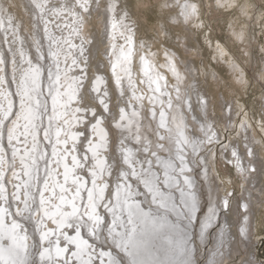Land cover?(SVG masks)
Masks as SVG:
<instances>
[{
    "label": "snow or ice",
    "instance_id": "1",
    "mask_svg": "<svg viewBox=\"0 0 264 264\" xmlns=\"http://www.w3.org/2000/svg\"><path fill=\"white\" fill-rule=\"evenodd\" d=\"M157 5H144L138 3L137 12H132L125 3V0H24L23 9L27 14V20L20 18L19 24H14L17 17L10 11L13 8H19L21 5L15 4L14 0H0V27L4 26V19L7 18L9 26L12 27L13 35H17V29H25L29 32L33 46L36 48L38 56L37 60H43V45L41 39L48 42V54L52 59V63L47 65L49 78V95L52 93V88L55 82L53 81V71L56 68V74L60 71V55L64 45L77 50L78 55H73L72 65L83 64L87 69L91 65V58L88 54L86 45L90 41L82 34L86 23L90 22L93 16H98L103 25V34L110 36V59L109 63L115 76L116 88L119 89V96L116 98L117 103L109 106L110 92L114 91L109 88L105 78L101 75L76 77L68 76V71H65V80L70 81V85L74 84L75 88L70 87V94L68 95L67 103L73 100L77 101V106L72 110L71 117L77 121L82 117L78 113L85 115L91 114L88 121L91 124L92 132L98 134V143L93 144L89 141V151L92 153L91 160L94 161L91 171L92 189L87 191V203H84V198L81 194V189L84 184L80 182L77 177L72 180V185L75 188L72 194V188L65 187L69 180V174L73 173L76 168H83L85 165L78 160L75 155L71 158L72 168L70 169L67 163H64V183L59 181L49 183L48 179L44 180V188L41 190L35 187L31 182L24 185V199L21 201L23 208H18L15 214L7 212L3 207H0V264H29L27 260L28 255L32 259L30 264H113L111 254L109 252H100L96 254L92 245L87 239L82 238V230H87L89 236L96 237L100 234L101 215L97 212L100 207L105 208V212L111 210L113 220L111 226L107 224L108 231L112 234L114 240H118L122 247H130L133 250L139 249L141 241L137 239V226H148L152 224L148 214L141 209V205L133 203L125 207V203H119V211L116 206L112 204L105 205L104 188L107 185L103 182L104 173L107 169L104 167V160L102 158V149L106 148L108 136L104 131L102 125L105 123L107 114L113 122H115L116 129L121 131V136L125 131L129 134L120 140L121 154L123 161L128 165L131 172H125V176L135 175L134 164L136 161V152L138 149L127 147L124 143L125 138H131L140 144L147 151L152 147V143L147 141L144 137L141 139L140 125L136 118L140 115L138 111H133L131 115L126 111V107L133 103L129 100L124 107L120 106L119 101L127 94V89L123 87V77L121 72L117 71L119 67L121 71L128 77V88L132 89V97L139 101L142 98L136 96V89L133 87V82L129 74V68L126 66L129 63L131 56V46L134 39L139 33L146 31L147 16L144 9L154 8ZM159 8L163 10L169 8L168 0L160 3ZM175 7L180 8L179 16L183 17L185 22H188L197 13L195 4H190L187 0L181 3V0H176ZM258 8L259 16L264 19V0H254L252 4L240 5V10L246 16L250 9ZM71 17L72 22L69 38L63 36L57 37L50 32L49 27L55 21H60ZM135 17V18H134ZM179 17H171L170 14L161 15L158 18L159 29L158 33L163 34L166 38L168 32L171 30V24L178 22ZM162 21V22H160ZM41 27L43 28V37H41ZM56 28L63 32L65 28L61 24H56ZM75 36L79 38L80 43L76 45L72 43L70 37ZM242 36V34H241ZM122 39L123 44L116 43L117 40ZM21 45L24 44L23 38H19ZM146 44L141 41L140 49L144 50ZM11 51V49H10ZM108 52V49H105ZM164 54L166 58L174 59L175 54L165 49ZM65 55V60H67ZM21 65L17 69L15 59H13L14 74L13 80L17 82V95L20 96V112L16 114V119L11 122V127L5 125V121L12 115V103L8 99L10 93L5 90V77L0 75V169L4 163V147L2 144L5 128L7 127L8 143L12 144L13 140H19L17 131L19 129L20 121H26L25 131H30L33 134V148L35 149V133L43 125V117L47 114V104L37 100L33 106V96L39 97L42 93L39 90V78L42 75L43 67L39 63L33 65L31 60H27L28 68H23L24 52L21 50ZM114 58V61L113 59ZM144 60V57H140ZM260 60L264 62V46L260 48ZM5 61L3 54L0 53V73L3 72V65ZM235 71L238 72L237 80L244 84L243 72L233 65ZM83 71V70H82ZM173 74L176 77L177 84L174 86L175 102L171 96L168 99V109L170 120L165 121V111L159 113L161 121L160 127L166 128L165 135H159L161 141H166L167 147L164 143H157L155 145L157 150L168 151L171 155L175 149V155L179 159V174L184 176L183 185H178L180 197L187 201L192 191V177L185 175L190 171L189 165L198 166L203 169V173H208L210 164H215L223 161L226 164H231L235 172L239 174L241 183L245 184V189L240 191L239 197L232 193L225 195L226 198L217 200V209L220 213L236 211V213L247 214L250 210V204L253 201V193L257 194L256 203L264 205V184H261L259 189H256L255 184L250 182L256 178L257 175H264V161L261 166L257 167L258 154L253 148L254 140L248 133V125L240 122V130L237 136L241 137L238 142L229 141L224 143L220 139V129L217 125L224 122V139L227 140V133L229 131H236L235 126L231 123L234 112L230 101L220 100L215 97L206 87L200 85L198 81V69L193 67H185L183 76L177 71L175 65L172 66ZM19 73V80H16V74ZM87 79V83L84 80ZM259 79L264 80V70L259 73ZM183 84V88L180 85ZM264 88V85H262ZM159 91V89H156ZM3 101H8L5 107ZM55 104V100H54ZM143 106V105H141ZM67 107V104L65 105ZM102 108L103 111H98ZM118 108V113L116 109ZM215 109H219L221 115L214 116ZM55 110V109H54ZM196 111L197 115L191 116L192 124L198 127L203 134V139H192L186 135L188 129V116ZM155 116V113H153ZM261 120L264 121V92L261 93ZM94 121V122H93ZM126 121V123H125ZM211 121V122H210ZM68 125V131L65 132L63 144L69 143V132L71 131V121L65 120ZM135 126V132L133 131ZM85 129L88 125L86 124ZM261 129H264V122L260 124ZM215 128V131L213 130ZM81 135L80 131L71 132L70 139L72 141L71 148L65 147L60 154L61 159H66L67 154L77 150L76 140ZM56 144L61 143L60 132L56 133ZM45 139H50V129L45 130ZM215 138V139H213ZM88 139L87 136L84 137ZM204 144H213L218 146V155L211 149L204 150L201 155L202 146ZM190 149V151H189ZM17 149L13 150V160H15ZM53 156H57V151L53 148ZM152 152V155H155ZM57 160V166L61 162ZM83 161L88 162L89 158L85 155ZM21 163L24 164V159L21 158ZM168 167H172L170 163ZM25 168L27 165L25 164ZM175 171V168H173ZM51 173L46 172L45 176H50ZM246 178V179H245ZM165 183H169L165 181ZM169 186H171L169 184ZM35 187V190L33 188ZM59 188V193L56 189ZM98 189V191H97ZM51 192L46 196V192ZM152 200L150 203H158L162 207H168L173 203L172 196L161 192L158 187H152ZM246 194V195H245ZM37 196L39 199L37 200ZM13 199L18 197L13 195ZM147 200V196L145 197ZM0 200L8 202L4 189V174L0 170ZM58 201V202H57ZM79 201V203L77 202ZM235 201V204H233ZM241 201H244L241 203ZM9 207L11 204L9 203ZM243 209V212L239 211ZM70 209V210H69ZM215 214V213H214ZM12 215L13 219L10 224L6 221V216ZM20 216L23 220L28 222H35L33 225L34 232L39 234V240L34 244L29 245L27 229L24 225L17 221L14 217ZM128 226H131V231H128ZM69 230L74 231L75 235H70ZM21 233H24L21 235ZM63 245V246H62ZM75 250H73V247ZM31 247L35 252L30 254L27 249ZM38 256V260L33 256ZM95 257V259H93ZM106 258V259H105ZM226 254L223 251L220 253L219 264H224Z\"/></svg>",
    "mask_w": 264,
    "mask_h": 264
},
{
    "label": "bare ground",
    "instance_id": "2",
    "mask_svg": "<svg viewBox=\"0 0 264 264\" xmlns=\"http://www.w3.org/2000/svg\"><path fill=\"white\" fill-rule=\"evenodd\" d=\"M102 2L106 3V0H102ZM172 2H174V0H170V4H172ZM183 2L184 0H181V3ZM187 2L190 4H195L197 7L196 2L192 3L190 2V0H188ZM14 3L21 5L22 7V8L20 7L17 8L18 10L16 8H13L12 11L10 10L17 17V19L14 21V24H19L20 18H23L26 21L28 17L23 9L24 0H14ZM164 11L165 10H163V13ZM159 12L161 11L159 10ZM171 17H179L178 22H176L175 24H178V26H182V24L180 23L184 22L183 17L176 15V14H174V16H171ZM192 18L190 20H192ZM71 22H72V18L66 17V19L64 20L55 21L54 23H52L49 27V30L57 37L63 36L65 38H69V32L72 30L71 27L69 26L71 25ZM56 24H61L62 27L65 26L66 27L65 30L63 32L59 31L56 28ZM185 25L186 24H184V26ZM171 27H172V24H171ZM18 29H17L18 31L17 35L14 36L12 32V27L9 26L7 18L4 19V26L0 27V53L3 54V58L5 61L4 65L2 66L3 72L0 73V75H4L5 77V82H6L5 90L6 92L10 93V96L8 99L11 101L13 105L12 107L13 111L16 108V112H14V115H16L18 112H20L19 102L17 104L18 98L20 99V96L17 95L18 96L17 98L16 95L14 94V91L12 88H14V85H16V91H18L17 82H14V85H12L13 82L10 81L11 80L10 75H12L11 77H13V74H14L13 59H15L16 68L18 69L20 67L21 65L20 52L21 50H23L25 54L24 56L25 62L23 63L24 69L28 68V64L26 62L28 60V56L33 64L36 65L39 63L40 65L44 66L42 75L39 78V90L42 93V95L39 97L33 96V106L35 105V102L37 100H40L41 102H45L47 104V114L43 117L42 127L35 133V144H36L35 149L32 146L33 145V134L30 131H25V124H26L25 120L22 119L20 121L19 129L16 133L17 136H19L18 134H20L19 140L17 141L16 139H14L12 144H9L7 140L8 139L7 138V127H11V121L15 120L14 116H9L11 117V119L9 118L10 119L9 121L7 120L5 121V125L7 127L5 128L4 137L2 141V144L4 147V157H3L4 163H3L2 169L0 170H2L4 173V189H5V195L8 198V202H5L4 200H0V206L3 204L8 207V204L10 203L11 204L10 208H12V212H14V214L17 212L18 208H23V204L21 203V201L24 199V185L26 183L31 182L35 187H38L37 183L40 185L42 181V177L38 175L42 173L43 164L47 160H50V158H52V152H51L52 148L51 147L53 144L50 147L48 145V142H52V140L44 138L46 129H50V137L53 138V140L55 138V142L57 140L56 133L59 131L61 143L57 145H62L64 146V148L65 147L70 148L69 143L68 145H64L62 142L65 132L68 131V125L65 124V120H70L72 127H71V131L69 132V142H72L70 139L71 132L79 130L81 133L79 138L76 140L77 150L75 152H72V154H74L76 157L83 158L86 155L89 158L88 154H90V158H91L92 153L88 149L89 141L95 144V142L99 140V137H96L97 134L93 132L91 134V137L89 136L91 140L89 138L87 140L84 139V137L85 136L88 137V135L91 133L90 131H92L90 130V124L88 123L91 117L90 113L87 115L83 113H78L77 115L82 117V119L79 121L72 119L71 117V112L77 106V101L73 100L71 103H67V101H68V95L70 94V87L75 88V85L74 84L70 85V81L65 80V71L70 69V71H68L69 77H72V76L80 77V76H84L85 74H87V76H94V75L103 76L109 88L114 90L110 92V97H109L110 107H112V105L117 103L116 98L119 96V89L111 85L115 83V76L113 75L112 68L109 63L110 36L103 34V25L101 23V19L98 16H93L91 21L86 23L85 28L83 29V32H82V34L90 41V43L86 45V48L88 49V54L91 58V65L89 68L85 69L83 64H77L75 66L72 65L71 63L72 56L78 55L77 50L74 48L68 47V45L63 46V49L60 55V65H59L60 71L58 74H56V68L54 67L52 69L54 73L53 81L54 82L57 81V75L59 77L58 82H56V85L53 86V88L56 87L59 90L57 93V96L55 97V104L53 103V105L51 104L52 97L51 95H49V79H48V70H47V65L52 63V59L49 57V54H48V47H47L48 42L44 39H41V43L44 46L42 49L44 58L43 60L38 61L36 60L38 53L34 50L35 48L33 47L29 32L25 29H20V28ZM97 31L98 32L102 31L100 33L101 35L100 38L102 40L99 44L96 43V38L98 35ZM40 35L41 37H43L42 27H41ZM159 35L163 36V34H160V33ZM21 37L24 40L23 45H21L19 42V38ZM168 37L171 42H175L180 48H182V53L184 54L183 57H180V55L178 54L179 56L178 57L177 56L178 50L176 48L175 49L170 48L171 53L172 52L176 53L175 58L177 60L166 58L165 56L166 61L168 62V70L172 76L167 75L163 70L156 67L155 65L156 62L152 60L153 58L155 59V57L152 56L153 54L151 55V52L144 53L143 50L140 49V41L138 40L139 39L138 36L134 39V42L131 46V56L129 57V63H127L126 66L130 70L129 74L133 82V87L136 89V86H137L136 96L140 97L141 95L139 93H142L143 99L139 101L135 99H131L130 92L132 93V89L128 88V77L125 76V74L121 71L119 67L117 68V71H120L121 76L123 77V87L127 89V94L124 97H122L121 100L119 101L120 106L124 107L127 104L126 98H129V100L133 101V103L130 105L131 108L127 106L126 111L128 112L129 115H131V111L132 112L138 111L140 113V115L136 118V121L141 126L140 127L141 139L146 137L147 141H150L152 143V147H150L147 150L149 151V153L147 154L146 153L147 151H145V149L143 150L142 146L141 147L139 146L140 144H138L139 146V149H138L137 143L135 140L131 138L124 139V143L127 147L138 149V151L136 152L135 158H136V161L140 160L139 162H136L133 166L136 174L131 175L132 177L124 175L125 172H131V169H129L127 164L122 168L123 178L124 180L127 181L126 184H129L130 187L126 186L125 183H121L123 184L122 187H118L117 186L118 181L114 179L116 178V170H120V162H119L120 155L116 154V150L121 151V146L116 147L117 145L116 141H117V138L121 136V131L116 129L115 126L113 125L111 126L110 122L107 121L108 120L107 114H105L106 116L105 123L102 125L105 132L108 134L107 146L105 149L101 150L102 156L107 157L109 155L112 157H116V166H114V170H112V176H114V178L110 176V182H108V179L103 177V182L108 187L105 196L109 197V199H107L106 201H103V203L104 204L110 203L112 205L115 204L117 212H118L119 203L117 201L121 198H124V196H128L130 194V197L124 198V200L128 199L126 203L124 202L125 207L133 203L140 204L142 211L148 214V216L150 217L153 223L146 227L139 226V225L137 226L136 236H137V239L142 242L139 249L133 250L130 247L126 249V247H122L120 245V242L118 240H116V243H115L116 245H113V248H112L111 245L114 244L115 241H113L114 239L112 237V234L107 230V227H105L104 225L107 224L110 227L111 222L113 220V216L111 214V210H109L108 212H105V210H103L104 208L100 207L101 211L104 213V216L103 215L101 216L102 218L104 217L103 222L105 223L101 225L99 229L100 234L96 236L98 237V240L95 237H94L95 238L94 240L93 236H89L88 239L86 238L87 235H81V236L82 238L88 240L89 244L92 245L95 253H97L96 250H100L101 246L106 245L107 247L105 249H109L111 247L114 251V253L111 252L112 258L116 260V262H113V264H132V263L134 264H219L220 253L222 252V246H223V251L226 254V258L224 261V264H226L227 262L235 260L236 254L240 252V250H238L240 244L244 248L248 247L249 242L246 243L245 241L249 237V231L252 229V226L254 227L255 225L253 216L256 210L258 209L257 207H255L257 203H256V198H254V195L256 193H253V201L250 204V210L247 214L236 213V211L220 213L219 209H217L216 207L217 200L218 198L219 199L226 198L225 195L224 196L222 195L223 194L222 190L225 189V184H226L223 180V177L220 176V173L218 172V169L214 167V164L209 165L207 174L202 173L203 169L198 166H195L194 164V165H189L190 171L185 173V175H189L192 177V191L190 193V197L187 201H185L183 197H180V191L178 190V185H183L184 176L179 174L180 162H179V159L175 155V149H173L171 153V155H173L175 158H172V156L169 158L168 156V159H165L167 158V156L165 157L163 156V154H158V152H156L158 150L155 147L154 141L156 142L159 141V138L158 139L153 138L154 140H150L151 138L148 137V132L146 131V128L148 126L152 128L151 123L153 124L154 122V125H156L158 128L159 135L166 134V128H162V127L160 128L161 118H160L159 113L161 111H165V121L167 122L168 120H170V117H169L170 110L168 109V99H169V96H171L173 99V102H175L176 93H175L173 86H171L170 84V80H168L167 77L169 78L173 77L176 82L175 84H177L175 75L171 73L172 66L175 65L177 71H179L180 74L183 76L184 72H182L181 64H179V61L183 63L185 67H193L195 69L200 68L201 62L200 63L197 62V60L200 58V54H199L200 50L198 49V47L194 46V43H192L191 36L185 35V36H182L181 38L180 36H177L176 32H174L173 30H170L168 32ZM70 39L72 43L79 45L80 43L79 38L72 36L70 37ZM116 43L123 44L124 41L122 39H119L116 41ZM6 48H8L9 52L6 50ZM106 48L108 49V52L105 51ZM221 52L224 55L225 51L221 50ZM69 53L71 55H67V60H65V55ZM142 53L144 54L143 61L139 59ZM112 59L114 61V58ZM135 59L140 60L139 68L141 70L142 76L140 75V72L137 66H135L136 61L133 62V60ZM81 69H83L84 71L82 72ZM103 69L104 71H102ZM233 74H235V71ZM198 77H199L198 79L200 80L199 81L200 85L203 87H206L208 90L209 86L207 82L205 81V79L202 78L201 75H198ZM208 77H209L208 78L209 81L210 80L215 81L216 80L215 72L212 71L211 73H209ZM16 80L17 81L19 80L18 72L16 74ZM141 81H142V86H141ZM84 83H87V79L84 80ZM44 84H47L48 86V88L45 87L47 88L46 92H45ZM146 84L148 85L151 91L150 92L151 95L155 94L154 97H156L157 102L161 101L160 102L161 104L156 105L154 112L151 113L152 116H153V113H155V116H153V120L151 119V115L148 113L150 109L147 110L149 106L147 98L150 97V94L147 92ZM180 87L183 88V84H181ZM142 89L146 91L145 92L146 95L143 93L144 91ZM156 89H159V91H156ZM163 95L165 96V99L162 97ZM7 102L8 101H3L5 107L7 106ZM66 104H67V107H65ZM17 105L19 107L18 109H17ZM52 108H53V112L55 111L54 112L55 116L54 117L51 116L49 119L46 120L47 115L49 114ZM98 111L102 112L103 109L98 108ZM118 111L119 110L117 108L116 112L118 113ZM217 111L218 110L214 111L213 115L219 117L220 115L217 114ZM51 114L52 113L50 112V115ZM194 115H197L196 111H193L188 116V120H187L188 129H187L186 135L194 140L203 139V134L199 131V128L194 127L192 124L191 116H194ZM222 123L223 122H220L217 125V127L220 129L219 135H220L221 140H223L222 138L224 137ZM86 124L88 125L87 129H85L84 127ZM190 129H192L194 133H191L192 130ZM213 130L215 131V128ZM133 131L135 132V126H133ZM128 136L129 134L127 133V131H125L123 134V137L121 136V139L124 137H128ZM130 142L133 144H131ZM160 143H164L165 147H167L166 141H161ZM62 146H60V149H58L57 146L54 147L57 151V156H54L52 158L53 164H50V168H48V170H52V172H50L51 178H46L49 180L50 184L53 183L54 181H59L60 184H63L62 180H60V174L63 173L62 178H64V163H67L68 166H72V164H70L68 160L61 159L60 154L63 152L61 151ZM44 147L46 148L47 152L43 150ZM210 147L212 148L213 152H216L218 154V146H214L213 144H204L202 146L201 155H203L204 150H207ZM14 149H17L15 160H13V164L15 163V166H14V171L13 170L10 171V164H11V159H12L11 154H13ZM142 150L144 151V153H142L143 157L141 156L143 159L140 158V153ZM152 152L157 153L156 160L158 161L155 160V162H159L158 163L159 167H161L162 170H164V177L162 176V173L158 169L153 168V159H151ZM68 154L71 157L73 156L71 154V151ZM21 158L24 159V164L21 163ZM58 159H61L59 166H57L56 164ZM112 160H114V158H110V164H112ZM83 162L85 163L84 164L85 166L82 168L85 171L84 174H82L81 176L80 168H76L77 169L76 173L78 174H74V172L70 173V177L68 180L69 182L66 185H64L65 187L72 188V194H74V191H75V188L72 185L73 179L77 177L78 178L82 177V178H86V180H90V174H88V172H89V166L91 165V163L89 160L88 162H85V161ZM170 163L172 164V167H168ZM25 164L27 165V168H25ZM110 164H108V166H110ZM145 164L148 165L147 171H148V174H150V182H152V179H154V181L157 180V182L155 183L153 181L151 184L147 186L146 184H144V186L146 188L148 187L149 190L145 191L144 190L145 188H140V190H144V191L143 192L137 191L136 193L135 189L139 188V182L142 181V176L144 175ZM108 166H106V168H108ZM228 166L229 164L226 165L225 167L229 169ZM4 168H7L8 172H4ZM110 168H112V166H110ZM110 168H108V170H110ZM173 168H175V171H173ZM9 172H11L12 174L8 178H6V176L9 175ZM104 174H106V172ZM118 176H120V174H118ZM258 180H259L258 178H255L250 182L251 184H255L256 189H259V187H257L259 183ZM165 181H168L169 183H165ZM80 182H82V180H80ZM169 184L171 186H169ZM113 185L114 186L116 185V187L114 188H117L116 190L120 191L117 194L116 199H114V195H113L114 192H112ZM16 187L19 188V191L16 190ZM35 187L33 188V190H35ZM87 187L88 185L84 184V188L81 189V194L84 200L87 199V190H88ZM152 187H158L161 192L165 193L166 195H171L173 203L168 207H161V206H158V204L150 203L149 199L150 201L152 199V196H151L152 192L150 191V189ZM244 189H245V184H244ZM121 190L124 196L121 194ZM56 191L57 193H59L58 187ZM14 194L16 197H18V199H13ZM50 194L51 192L49 191V192H46L45 195L48 196ZM146 196H147V200L145 199ZM77 202L79 203V201ZM121 202L123 203V200L120 201V203ZM234 203L235 201H233V204ZM205 205L208 206L209 213L207 214L206 211H204L207 215L204 217L203 226L199 227L200 220L203 217L201 210L202 208L205 207ZM190 213L192 214V217H190ZM19 218L21 217L18 216L15 219L19 222L23 221V219H19ZM12 219H13V216H12ZM6 221L10 224V216H8V220ZM223 222L227 223V228H225V232L222 233L223 237L219 238L220 242L219 244H217L220 246V249H219V248H216V246L215 247L212 246V243H211L212 234H214L213 237L217 235L216 231L218 228H220ZM20 223L24 225L25 229H27V234L29 237L28 244L31 245L32 240H30V238H34V234H32L34 230H28V228H32L33 226H28L27 224H24V222H20ZM226 223H225V226H226ZM30 224H34V221L31 222ZM236 226L241 227V231L243 234L241 236L244 237L243 239L240 238L242 239L240 241L236 238L237 229L232 230V228H235ZM127 230L131 231V226H128ZM198 230L201 234L200 238L202 239V243L197 238L196 232ZM69 231H70L69 233L70 235H73V236L75 235L74 231H71V230ZM84 231H87V230H84ZM146 231H150L151 234H149L148 232L145 235ZM227 233L229 234L228 238H227ZM37 235L38 234H36V236ZM160 235H161V238H159ZM36 240L37 239L34 238V243L36 242ZM148 243H151V248L148 247ZM152 245H153V248H152ZM72 247H73V250H75L74 246ZM115 247L116 248L118 247L119 249H116ZM124 249L127 251L126 253L129 256V258L127 257V255H125V258H124V255H122L123 253L120 255L118 254L120 252L118 250H121L122 252V250ZM208 249L210 250L208 251ZM144 250H146V253L144 252V255H143L141 251H144ZM27 252L29 254L31 252L34 253L35 249H32L31 247H29L27 249ZM212 253L214 255L211 257L210 254ZM242 253L244 254L245 251ZM28 256H30V258L27 257V260L29 261V264H30V260L32 259V257L31 255H28ZM206 256L209 260V263L208 261H204L207 263H203L201 260V259L204 260ZM34 259L38 260V257L36 256V258ZM93 259H95V257H93ZM252 259H254V255H252L250 259L242 262L241 264H256ZM232 264H238V263L233 262Z\"/></svg>",
    "mask_w": 264,
    "mask_h": 264
},
{
    "label": "rangeland",
    "instance_id": "3",
    "mask_svg": "<svg viewBox=\"0 0 264 264\" xmlns=\"http://www.w3.org/2000/svg\"><path fill=\"white\" fill-rule=\"evenodd\" d=\"M163 2H164V0H125L126 5L128 6V8H130L132 10V12L138 11V9L136 8V5L138 3H142L145 5H149V6L157 5L154 8H148V9L143 10V11H145L146 16H147L148 27H147L146 31H143V32L138 34V37H139L138 40L140 41V43H141V41H143L146 44V47L144 48L146 50H143L144 53L151 52V55L153 54L152 56H154L155 59L153 58L152 60H154L156 62V64L154 63L156 65V67L163 70L167 75L172 76L168 70V62L166 61L164 50L167 49L171 52L170 48H172V49L176 48L178 50L177 56L179 54L180 57H183L184 54L182 53V48H180L175 42H171L169 40V37L166 38L164 35L163 36L159 35V33H158V28H159L158 18L164 14H170V16H174V14L179 15L178 12L180 13V8L175 7L176 0H174V2H172V4H170V0H168L169 8L165 9V11L163 13L158 6L160 3H163ZM190 2H192V3L196 2V4H197L196 15L192 18V20H189L188 22L184 21V22L180 23V24H182V26H178V24H175V23L173 24L170 22V24H172L171 30L176 32L177 36H180L181 38H182V36H185V35L192 37V43H194V46L198 47V49L200 50V52H199L200 58L197 60L198 63L201 62L200 68L198 69L199 70L198 75H201V77L205 79V81L207 82V84L209 86L208 91L211 92L215 97H217L220 100V102L228 100L231 102V104L233 106L234 112L232 115L231 123L235 126L236 131H229L227 133L228 139L225 140L224 137L222 138L224 143H228L229 141L238 142L241 139V137L237 136V132L241 131L240 130V122L244 121L249 126L247 134L249 136H251L254 140V143L252 146L258 154L257 167L258 166L260 167L261 162L264 161V129H261V127H260V124L262 122H264L261 120V93L264 92V88H262V85H264V80L259 79L260 71L264 70V62H261V60H260V48L262 46H264V19H262L259 16L260 10L258 8L250 9L247 16L241 12L240 5L252 4L254 2V0H190ZM20 8H22V7H20ZM12 10L13 9H11V11ZM159 10L161 12H159ZM184 24H186V25L184 26ZM63 28H66V27L64 26ZM18 31H19V29H18ZM101 32L97 31V34H98L97 38H96L97 44H99L102 40L100 38ZM241 34H242V36H241ZM154 42H156V43H154ZM6 50L8 51V48H6ZM34 50L37 52L36 48ZM221 50L225 51L224 55L221 52ZM16 51H18V50H16ZM174 54L176 57L175 52H174ZM141 56H144V54L142 53ZM139 59H141V58H139ZM174 59L177 60L176 58H174ZM28 60H30L29 56H28ZM36 60H37V58H36ZM135 61H136L135 66H137V68L140 72V75H141L142 73H141V70L139 68L140 67V65H139L140 60H137V59L133 60V62H135ZM179 64H181L182 72H184L185 65L183 63H181L180 61H179ZM33 65H35V64H33ZM233 65H235L240 71L243 72L244 80L246 81V83L241 84L238 82V80H237L238 72L234 70ZM212 68L215 70H213ZM82 70L83 69H81V71ZM102 71H104V69ZM212 71L215 72V76H216L215 81H211V80L209 81V79H208L209 78L208 74L211 73ZM234 71H235V74H233ZM171 73H173V71ZM11 76L12 75H10V78H11L10 81H12L13 82L12 85H14V80H13V77H11ZM44 76H46V75H44ZM167 78H168V80H170V84L174 88V86L176 85L175 79L173 77H170V78L167 77ZM40 80H42V79H40ZM198 81H200V80L198 79ZM55 85H56V82L54 83L53 86H55ZM111 85L116 88L115 83L111 84ZM141 86H142V81H141ZM45 87L48 88L47 84H44V88ZM47 88H45V92H46ZM12 89L14 91V94L18 98L17 91H16V85H14V88H12ZM136 89H137V86H136ZM146 89H147V92L150 94V97L147 98L148 103H149L147 110L150 109V111H148V113L151 115V113L154 112V110H155V106L160 105L161 101L157 102L156 97H154L155 94L151 95V93H150L151 91H150L147 84H146ZM142 90L144 91L143 93L146 95V93H145L146 91L144 89H142ZM58 91L59 90L56 87L52 88V93H51V97H52L51 98V104L52 105L54 103V100H55V97L57 96ZM139 94L141 95L140 97L143 99L142 93H139ZM130 97H131V99H134L132 97L131 92H130ZM162 97L165 99L164 95ZM126 101L128 102L129 98H126ZM18 102L20 105V99L19 98H18L17 104H18ZM19 107L17 105V109ZM129 108H131L130 105H129ZM216 110H218L217 114L221 115L220 110L215 109V111ZM14 112H16V108L14 111L12 108V115H11V116H14V119H16V117H15L16 115H14ZM50 112L52 113L51 115H50ZM50 112L47 115L46 120L49 119L51 116L52 117L55 116V114H54L55 111L53 112V108L51 109ZM131 113H132V111H131ZM9 118L11 119V117H9ZM107 118H108L107 121L110 122L111 126L112 125L115 126V122H113L110 117H107ZM10 119H8L7 121H9ZM151 119L153 120L152 115H151ZM151 126H152V128H150V126L147 127L148 129L146 128V131L148 132V137L151 138V139L150 138L149 139L150 140L158 139L159 135L156 134L158 131L157 126L154 125V122H153V124L151 123ZM222 127H223V133L225 136L224 122L222 123ZM90 130H92L91 124H90ZM190 130H192V129H190ZM90 132L91 133L88 135V138H89V136L91 137L92 131H90ZM189 132H191V131H189ZM191 133H194V131L192 130ZM18 135L20 136V134H18ZM107 136H108V134H107ZM96 137H99L98 134L96 135ZM50 139L52 140V142H48V145L51 147V145L53 144L51 147L52 148L51 152H53V148L55 146H57V148L60 149V146H62V145H57L55 142V138H54V140H53V138H50ZM120 140H121V136H119L117 138L116 147L120 146ZM98 141L99 140H97L96 142H98ZM160 142H161L160 139L157 142L154 141L155 145L157 143H160ZM69 144H70V148H71L72 142H69ZM131 144H133V143H131ZM139 146L141 147V145H139ZM139 146L137 144L138 149H139ZM63 149H64V146H62L61 151H63ZM209 149L212 150L211 147ZM43 150L46 151V148L44 147ZM143 150H144V147H143ZM143 150L140 153V158L143 157V154H142V153H144ZM156 152H158V154H163V156H165V157L167 156V158H165V159H168V156H169V158L171 156H172V158H175L173 155H169L168 151L158 150ZM146 153L148 154L149 151H147ZM71 154H72V152H71ZM116 154L120 155V160H119L120 170H116V178H114V176H112V170H114V166H116V157H112L109 155L107 156L108 158L102 156V158L104 160V167L105 168H106V166H108V164H110V158H114V160H112V164H110V166H112V168H110V166H108V168H110V170H108V168H106L107 171L103 177L107 178L108 182H110V176H112V178H114L118 181V183H117L118 187H122L123 184H121V183H125L126 186H129V184H126L127 181L124 180L123 174H122V172H123L122 168L126 164L123 161V156L121 154V151L116 150ZM11 155H12L11 156L12 159H11V164H10V171H12V170L14 171L15 163L13 164V154H11ZM72 155H74V154H72ZM156 155H157V153L153 156L151 154V159H153V168L158 169L162 173V176L164 177V170H162V168L159 167V165H158L159 162H155ZM88 156L90 158V154H88ZM53 157L54 156L52 154V158ZM52 158H50V160H47L43 164L42 173H40V175H38V176L42 177V181H41L40 185L37 183V186L41 190H43V188H44V180L46 178H51V176L46 177L45 173L46 172H49V173L52 172V170H48V168H50V164H53ZM71 158L72 157L69 154H67L66 160H68V162H70V164H72ZM77 159L81 160V162L84 163L81 157H77ZM144 160H145V158H144ZM89 161L91 163V165L89 166V172H88V174H90V180H86V178H82V177H79V179L82 180L81 183L88 185V187H87L88 190H91L93 187L91 171H92V166H93L94 161H92L91 158L89 159ZM139 161H137V162H139ZM156 161H158V160H156ZM167 162H168V160H167ZM226 165H228V164L224 163L223 161H220V162L214 164V167L218 169L220 176L223 177V180L226 183L225 189L222 190V193H223L222 195L224 196L228 193H232L234 196L239 197L240 191L244 190V183H241V181L239 179V174L237 172H235L234 167L231 164H229V166H228L229 169H227L225 167ZM69 168L71 169L72 166H69ZM147 168H148V165L145 164L144 175L142 176V181L139 182V188L135 189L136 193H137V191H141V192H143L144 190L148 191L149 188L148 187L146 188L144 186V184H146V186H147L154 181V179H152V182H150V174H148ZM80 170H81L80 175L82 176V174H84L85 171L81 168H80ZM76 171H77V169L74 170V174H78V173H76ZM131 171H132V169H131ZM4 172H8L7 168H4ZM11 174L12 173L9 172V175L6 176V178H8ZM62 174H60V180H62V183H64V178H62ZM118 174H120V176H118ZM144 176H145V178H144ZM69 177H70V174H69ZM256 178L259 179L258 180L259 183H258L257 187L260 188L261 184H264V175H257ZM154 182L156 183L157 180ZM114 187H116V185L115 186L113 185V188H112V192H114L113 193L114 199H116V196L120 191L116 190L117 188H114ZM149 187H151V186H149ZM140 188H145V189L140 190ZM107 189H108V187L104 188V193H103L104 201L109 199V197L105 196ZM114 189H115V191H114ZM16 190L19 191V188L16 187ZM121 194H122V190H121ZM122 195L124 196V194H122ZM126 197H130V194L128 196H124V198H126ZM124 198H121L118 201L120 202L123 200V203L127 202L128 199L124 200ZM254 198L257 199V194L254 195ZM37 200H38V196H37ZM149 202H150V199H149ZM84 203L85 204L87 203V199L84 200ZM241 203H243V201H241ZM153 204H158V203H153ZM105 205H107V204H105ZM207 205H208V203H207ZM207 205H205V207H204L206 209L202 208V210H201L203 217L200 220L199 227L203 226L204 217L209 213V208ZM14 206H13V208H14ZM158 206H160V205L158 204ZM0 207H3L7 210V212L14 214V212H12V208L9 207V204H8V207L3 205V204ZM255 207L258 208L256 210V212L254 213V216H253L255 225H254V227L252 226V229L249 231V237L247 238V240H249V238H250L251 241L250 240L245 241L246 243L249 242L248 247L244 248L240 244L241 247L239 246L240 249L238 248V250H240V252H238L236 254L235 260L227 262L226 264H232L233 262L241 264L242 262L250 259V257L252 255H254V259H252V260L256 264H264V205H260L257 203L255 205ZM103 210H105V208ZM240 210L243 211L242 208ZM204 211H206L207 214ZM97 212L100 215L104 216V213L101 211L100 208L97 209ZM233 214H235V213H233ZM9 216H10V222H11L12 215H9ZM16 217H18V216H15L14 218H16ZM190 217H192L191 213H190ZM19 219H22V218H19ZM6 220H8V216H6ZM101 220H102V222H101V225H102L103 223H105V222H103L104 217ZM20 222H24V224H27L28 226L34 225V224H30V222H26L25 220L20 221ZM225 223L226 222H223L221 224L220 228L217 229V231H216L217 235L216 236L213 237L214 234H212V242H211L212 246H214V247L216 246V248H219V249H220V246L217 244H219V242H220L219 238L223 237L222 233L225 232V228H227V223H226V226H225ZM26 228H28V227H26ZM234 229L235 230L237 229V231H236L237 237L236 238L239 241L242 240L244 237L241 236V235H243L242 231H241V227L236 226L235 228H232V230H234ZM28 230H34V228L33 227L28 228ZM148 232H149V234H151L150 231H146L145 235ZM69 233H70V231H69ZM22 234H24V233H21V235ZM32 234H34V238L37 239L36 240V242H37L39 239V234L37 232H35V233L32 232ZM36 234H38V235L36 236ZM196 234H197L198 240H200V242L202 243V239L200 238L201 234H200L199 230L196 232ZM238 234H240V235H238ZM81 235H87L86 238L87 239L89 238L87 231L82 230ZM228 235L229 234L227 233V238H228ZM34 238H30V240H32V244H34ZM95 238L98 240V237H95ZM95 238H94V240H95ZM159 238H161V235L159 236ZM240 238H242V239H240ZM218 239H219V241H218ZM113 241H115V242H114V244L111 245L112 248H113V245H116L115 244L116 240H113ZM27 243H28V241H27ZM106 247H107L106 245L101 246L100 250H96L97 251L96 254H99L100 252H109L111 254L112 261L116 262V260L114 258H112L111 252L114 253L113 249L111 247L109 249H105ZM148 247L151 248V243H148ZM152 248H153V245H152ZM116 249H119V248L117 247ZM209 250L210 249H208V251ZM118 251H120L118 254L120 255L123 253L122 255H124V258H125V255H127V253H126L127 251L125 249L122 250V252H121V250H118ZM244 251H245V253L243 254L242 252H244ZM144 252L146 253V250L141 251V253H143V255H144ZM213 255H214L213 253L210 254L211 257ZM127 257L129 258L128 255H127ZM28 258H30V256H28ZM34 258H36L35 255H34ZM201 260L203 263H207L204 261H208V263H209L207 256L204 260L203 259H201ZM131 261H133V260H131ZM30 262H31V260H30ZM132 264H134V263H132Z\"/></svg>",
    "mask_w": 264,
    "mask_h": 264
}]
</instances>
